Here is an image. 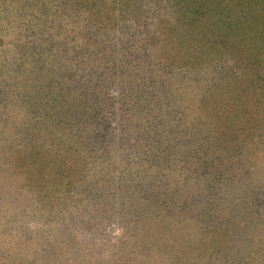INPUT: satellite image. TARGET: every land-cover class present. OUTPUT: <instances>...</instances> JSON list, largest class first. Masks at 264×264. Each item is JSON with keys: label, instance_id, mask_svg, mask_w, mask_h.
<instances>
[{"label": "trees", "instance_id": "1", "mask_svg": "<svg viewBox=\"0 0 264 264\" xmlns=\"http://www.w3.org/2000/svg\"><path fill=\"white\" fill-rule=\"evenodd\" d=\"M139 133L150 157L118 153L104 182L120 212L170 234L200 228L201 243L221 250L235 227L259 219L264 0H0V145L17 175L40 176L54 215L81 184L76 211L115 208L88 165ZM177 145L184 160L168 183L163 160ZM220 210L227 225L197 219Z\"/></svg>", "mask_w": 264, "mask_h": 264}, {"label": "rangeland", "instance_id": "2", "mask_svg": "<svg viewBox=\"0 0 264 264\" xmlns=\"http://www.w3.org/2000/svg\"><path fill=\"white\" fill-rule=\"evenodd\" d=\"M228 56H223L225 64L231 60ZM110 89L114 94H118L117 87L111 85ZM16 121L17 119L12 120V124ZM143 136L145 137L139 133L132 141L124 138V146L112 155L109 145L104 147L101 153L96 152L98 155H104L103 161H96L88 166H91L95 172L93 178L99 179L102 183L105 194L111 187L104 189L106 186L104 182L107 184L109 180L114 179L109 177V164L112 163L110 165L112 167L119 165L121 157L118 153L131 155L135 161H143L146 157H150L149 152L143 153L137 149L139 140ZM3 150L4 145L2 146L1 143L0 264H26L27 258L31 255L34 257V264H45V260L53 253H58V258L55 260L52 257L48 264H264V212L258 217L259 219L235 227L231 234L232 243L230 242V245L222 250L220 248L222 242L217 247L204 246L196 235V231L199 232L200 228L193 230L188 228V231L170 234L159 228H152L151 222L150 225H140L135 221L136 217L133 214L120 212L117 209L119 207L116 206L121 199L119 194L114 196L106 194L110 196L109 204L115 206L113 209H109L108 205V210H105L106 203L97 208L87 203V210L78 212L74 206H80L77 199L84 184L75 187L76 195L72 194V204L66 207L64 216L59 218L48 207L51 204L48 203L51 194L46 192L47 195H44L46 188L43 187L40 176H36V183H29L26 175H17L15 167L7 163L8 158L5 156L7 154L13 158V153ZM179 150V145L174 147L172 161L163 160L162 166L167 167L163 176L165 178L166 175L165 179L168 183L177 180L173 173V170L175 173L178 172L177 169H173L177 160H184L181 155L179 156ZM109 156L112 158L109 159ZM113 171L115 172L113 176H116L120 170L115 168ZM227 171L225 170V173ZM81 172L83 173L80 174L83 175L84 171ZM231 174H233L232 178L242 176L234 172ZM92 175L93 172L88 173L86 184L91 182ZM47 187L49 189V186ZM61 188L63 189L64 186ZM57 194L59 193H55ZM105 194L103 193L104 197ZM260 198L261 200L264 198V190L260 192L258 199ZM218 209L221 207L212 210ZM54 210L57 214L64 211L63 208L60 211L56 208ZM224 211L227 213L226 210ZM49 212L51 215L47 216ZM222 215L223 210H220L197 219L204 225L211 223L209 220L214 217L213 222L227 225L229 221L224 220ZM50 217L54 219L51 221ZM44 252L49 256L41 257Z\"/></svg>", "mask_w": 264, "mask_h": 264}]
</instances>
